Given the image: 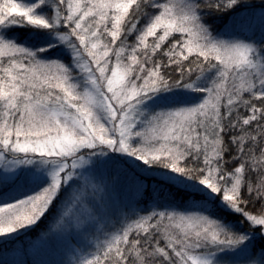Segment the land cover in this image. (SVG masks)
I'll return each instance as SVG.
<instances>
[{"label": "snow or ice", "instance_id": "6c2138e0", "mask_svg": "<svg viewBox=\"0 0 264 264\" xmlns=\"http://www.w3.org/2000/svg\"><path fill=\"white\" fill-rule=\"evenodd\" d=\"M0 264H264V0H0Z\"/></svg>", "mask_w": 264, "mask_h": 264}]
</instances>
